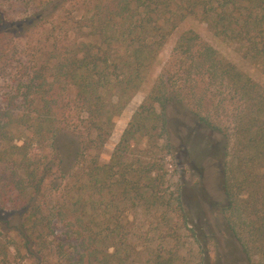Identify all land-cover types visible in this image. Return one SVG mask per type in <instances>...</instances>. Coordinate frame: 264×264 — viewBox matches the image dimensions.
I'll return each instance as SVG.
<instances>
[{
	"label": "trees",
	"instance_id": "16d2710c",
	"mask_svg": "<svg viewBox=\"0 0 264 264\" xmlns=\"http://www.w3.org/2000/svg\"><path fill=\"white\" fill-rule=\"evenodd\" d=\"M69 5L72 11L68 13L67 21L57 24L63 27L69 23L65 36L69 32L73 33L74 29L76 34H82L80 39L70 42L68 55L53 59L56 61L51 68V58L47 52L33 58L36 60L34 62L31 59L34 68L31 73L34 75L26 77L31 79L19 80V83L24 86L23 92L33 100L38 95L48 94V90L45 92L42 88L45 81L39 84L38 81L49 78L46 73L55 70L75 92L77 103L87 109L89 125L95 131V137L90 144L85 145V149L95 147L98 152L94 151V155L83 162L82 177L86 179L81 187L87 190L98 188L101 196L107 189L111 191L117 187L116 193L120 196L134 194V197L151 205L158 204L162 184L159 160L151 156L148 161H130L127 154L142 139L149 145L154 144L155 138L159 140V136L153 137L152 133L164 131L167 107L179 105L185 108L189 106L188 102L196 99L198 79L191 78H217L238 101L230 128L235 140L231 149L232 161H228L230 153L227 149L222 154L223 215L225 217L229 213V216H238L231 220L227 216L225 220L236 239L241 264H264V90L211 46L202 42L195 31H185L177 38L171 63L134 112L109 161L99 164L97 160L99 149L104 146L113 128V119L121 114L131 97L140 89L168 37L185 19L198 17L207 24L213 36L234 42L240 57L257 65L264 75V0H44L31 18L12 22L13 18H7V21L0 15V68L5 72L13 56L11 47L3 41L8 37L4 29L24 25L25 30L26 25L38 23L42 18L61 11L65 14ZM76 12L82 13L79 18L74 16ZM37 60L43 62L36 68ZM43 108L47 112L38 115L39 121L33 128V134L41 139L39 145L42 151L48 156L52 155L58 172L65 178L70 177L74 169L70 163L71 156H75L80 148L83 149L84 143L79 144L63 127L53 128L50 121L45 120L50 115L49 99ZM190 116L203 126L217 131L222 129L205 114L192 110ZM227 132L228 129L224 130L228 142L230 138ZM15 149L21 151L19 155L23 160L28 158L24 144ZM149 151L150 148H146L144 153ZM26 163L27 160L21 168L24 171L25 188L15 189L19 200L25 199V205L31 201V207L27 206L28 209L21 215L23 219L29 211L24 220L32 227L19 223L16 230L24 241L23 250L30 254L29 262L40 264L34 224L44 212L40 205L34 204L30 195L39 191L38 188L46 180L44 174L51 173L52 166L42 168L39 175V168L26 166ZM118 169L119 176L113 178V172ZM37 177L39 179L35 181ZM27 187L30 192H27ZM101 201H104L103 198ZM86 202L93 203L90 200ZM86 202L81 206L80 215L87 220L80 227L87 230L88 240L81 241L80 252L76 257L66 254V264H125L127 258L121 257L118 246L109 242L111 235L120 232L122 225L112 219L109 223L113 222L114 228L110 229L109 235L92 232L93 222L87 209L90 204L87 206ZM5 248L4 258L7 253ZM110 248L112 252H109ZM18 257L22 258L19 254ZM163 264L174 263L167 261Z\"/></svg>",
	"mask_w": 264,
	"mask_h": 264
},
{
	"label": "rangeland",
	"instance_id": "374dc122",
	"mask_svg": "<svg viewBox=\"0 0 264 264\" xmlns=\"http://www.w3.org/2000/svg\"><path fill=\"white\" fill-rule=\"evenodd\" d=\"M43 1L0 0V15L3 20L13 18L12 22L31 18L38 12V6ZM70 11L72 9L69 5L65 14L61 11L42 18L38 23L26 25L25 30L24 25L4 29V32H8V37L3 41L11 47L13 56L7 63L5 72L0 68V264H35L29 262L30 254L23 250L24 241L16 230L19 223L32 227L24 220L29 211L23 219L21 215L28 209L27 206L31 207V201L25 205V199L19 200L15 189L25 188L24 171L21 169L25 160L26 166L34 165L39 168V175L42 168L52 166L51 173L44 174L46 180L38 188L39 191L30 195L34 204L40 205L44 212L34 224L40 264H66L65 258L68 255L76 257L80 252L81 241L88 237L84 226V230L80 227L87 220L80 215L81 206L86 200L93 202L89 203L90 206L86 202L89 206V218L93 222L92 232H100L103 236L110 233V229L114 228V223H109L112 219L122 225L120 232L113 233L109 242L118 246L121 257L127 258L125 264H163L167 261L174 264H241L236 239L225 220L227 216L230 220L238 216H229L228 213L224 217L225 200L222 190V154L227 149L230 153L228 161H232L231 149L235 140L230 128L238 101L217 78H191L198 79L196 99L188 102L189 106L185 108L179 105L167 107L164 113L167 120L164 131L152 133L153 137L159 136V140L156 141L155 138L154 144L149 145L142 139L127 154L130 161H148L151 156L159 160L162 184L158 204L151 205L134 197V194L120 196L116 193L117 187L111 191L107 189L103 196L98 193V188L91 187L87 190L81 187L86 179L82 177L83 162L94 155V151L98 152L95 147L85 149V145L90 144L95 137V131L89 125L87 109L77 103L75 92L55 70L46 73L49 78L38 81V84L45 81L42 88L45 92L48 90V94L38 95L33 100L23 92L24 86L19 83V80H28L31 78L26 77L34 75L31 73L34 70L31 59L34 62L33 58L47 52L51 58V68L56 61L53 59L67 56L70 42L80 39L82 34H76L74 29L73 33L69 32L65 36L69 23L60 26V23L67 21ZM81 14L76 12L74 16L79 18ZM188 30L195 31L202 42L211 46L264 90V75L260 68L243 60L234 42L213 36L207 24L198 17L185 19L168 37L140 89L131 97L121 114L113 119L111 133L104 146L99 149V164L109 161L134 112L171 63L177 38ZM42 62L37 60L36 68ZM48 99L50 115L45 120H49L53 128L63 127L79 144L84 143V150L80 148L75 156H71L70 163L74 169L67 178L58 172L52 155L48 156L42 151V146L39 145L41 139L33 134V128L39 121L38 115L47 112L43 106ZM192 110L209 116L211 122L222 126L221 131L198 123L190 116ZM226 129L230 138L228 142L224 133ZM23 144L28 151V158L25 160L19 155L21 151L15 149ZM146 148H150V153H144ZM50 159L53 162L50 163ZM119 173V169L115 170L113 178L118 177ZM38 179L39 177L35 181ZM241 220L243 222L244 218ZM112 250L110 248L109 252Z\"/></svg>",
	"mask_w": 264,
	"mask_h": 264
}]
</instances>
